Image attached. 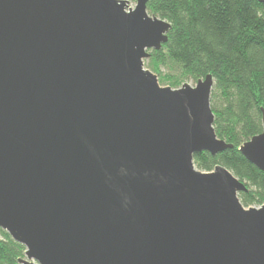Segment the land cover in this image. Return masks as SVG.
<instances>
[{"label":"water","instance_id":"1","mask_svg":"<svg viewBox=\"0 0 264 264\" xmlns=\"http://www.w3.org/2000/svg\"><path fill=\"white\" fill-rule=\"evenodd\" d=\"M152 0H0V228L19 264H264V204L224 165L211 74L145 67ZM264 3V0H259ZM263 131L239 148L264 172Z\"/></svg>","mask_w":264,"mask_h":264},{"label":"trees","instance_id":"2","mask_svg":"<svg viewBox=\"0 0 264 264\" xmlns=\"http://www.w3.org/2000/svg\"><path fill=\"white\" fill-rule=\"evenodd\" d=\"M148 11L171 24L161 50L145 61L159 81L172 88L211 74L210 97L217 136L234 147L212 156L196 155L195 165L212 171L224 165L247 186L245 207L264 204V172L239 148L263 131L264 3L259 0H152ZM166 72H163V71ZM25 246L0 228V264H19Z\"/></svg>","mask_w":264,"mask_h":264},{"label":"rangeland","instance_id":"3","mask_svg":"<svg viewBox=\"0 0 264 264\" xmlns=\"http://www.w3.org/2000/svg\"><path fill=\"white\" fill-rule=\"evenodd\" d=\"M127 1H129V5L131 6V7H135L136 6V0H127ZM146 60V59H145ZM145 67L146 68H148V69H151L150 67H149V65H148V63L145 61ZM163 72H166L165 70L163 71ZM158 78H159V75H158ZM160 82V84L162 85V86H170V85H168V84H163L161 81H159ZM191 85H195L196 83H194V82H189Z\"/></svg>","mask_w":264,"mask_h":264}]
</instances>
